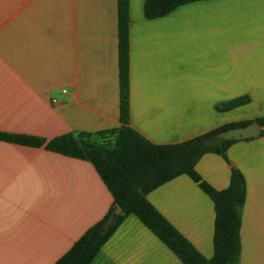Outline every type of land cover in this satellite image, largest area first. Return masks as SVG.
I'll return each instance as SVG.
<instances>
[{"label":"crops","instance_id":"crops-1","mask_svg":"<svg viewBox=\"0 0 264 264\" xmlns=\"http://www.w3.org/2000/svg\"><path fill=\"white\" fill-rule=\"evenodd\" d=\"M129 0L130 125L158 144L264 116V0H195L148 18ZM240 96L248 102L226 108ZM117 0H0V131L51 139L119 127ZM242 171L241 252L264 264V135L196 169L218 190ZM149 201L207 258L213 200L180 174ZM113 204L89 160L0 139V264H54ZM88 264H185L130 214Z\"/></svg>","mask_w":264,"mask_h":264},{"label":"trees","instance_id":"trees-1","mask_svg":"<svg viewBox=\"0 0 264 264\" xmlns=\"http://www.w3.org/2000/svg\"><path fill=\"white\" fill-rule=\"evenodd\" d=\"M118 1V60L120 87V126L95 134L72 132L46 139L41 136L0 131V139L89 160L113 195L109 212L90 226L54 264H88L127 215H136L185 264H236L241 252V206L246 198V180L236 167L230 183L218 190L205 181L196 169L201 156L215 152L225 156L237 139L217 140L225 129L256 122L264 135V116L223 124L188 140L158 144L150 141L130 125V34L129 0ZM195 0H145L148 18L166 15L178 6ZM240 96L227 102L231 108L248 102ZM112 140L103 141L105 136ZM180 174L189 175L214 202V254L207 258L147 198V194ZM117 208L111 224H104Z\"/></svg>","mask_w":264,"mask_h":264},{"label":"water","instance_id":"water-1","mask_svg":"<svg viewBox=\"0 0 264 264\" xmlns=\"http://www.w3.org/2000/svg\"><path fill=\"white\" fill-rule=\"evenodd\" d=\"M261 133V127L256 122H251L246 125L231 127L225 130L220 131L217 134V140H228V139H245L257 136ZM117 211V208L109 215L104 226L107 228L114 219V214Z\"/></svg>","mask_w":264,"mask_h":264},{"label":"rangeland","instance_id":"rangeland-1","mask_svg":"<svg viewBox=\"0 0 264 264\" xmlns=\"http://www.w3.org/2000/svg\"><path fill=\"white\" fill-rule=\"evenodd\" d=\"M110 140H112V137L109 135H107V136H105V138H103V141H110Z\"/></svg>","mask_w":264,"mask_h":264}]
</instances>
